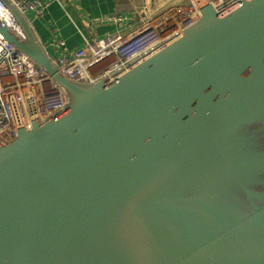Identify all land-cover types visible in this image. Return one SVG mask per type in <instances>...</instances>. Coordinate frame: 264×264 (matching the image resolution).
Wrapping results in <instances>:
<instances>
[{
    "label": "water",
    "instance_id": "95a60500",
    "mask_svg": "<svg viewBox=\"0 0 264 264\" xmlns=\"http://www.w3.org/2000/svg\"><path fill=\"white\" fill-rule=\"evenodd\" d=\"M3 2L67 102L0 146V264H264V0L203 6L109 82L65 77Z\"/></svg>",
    "mask_w": 264,
    "mask_h": 264
},
{
    "label": "built area",
    "instance_id": "2783aa9c",
    "mask_svg": "<svg viewBox=\"0 0 264 264\" xmlns=\"http://www.w3.org/2000/svg\"><path fill=\"white\" fill-rule=\"evenodd\" d=\"M8 1L27 18L29 13L41 15L52 0ZM240 1L186 0L182 4L166 6L140 22L129 23L124 31L101 38H84L78 49L49 58L70 80L109 82L176 45L182 31L198 19L203 6L210 5L216 12L224 13ZM123 19L121 15L114 18L118 22ZM0 22L24 38L3 0H0ZM66 102L65 91L0 35V146L13 140L20 129H29L33 122L44 123L56 116Z\"/></svg>",
    "mask_w": 264,
    "mask_h": 264
},
{
    "label": "crops",
    "instance_id": "0c3cea01",
    "mask_svg": "<svg viewBox=\"0 0 264 264\" xmlns=\"http://www.w3.org/2000/svg\"><path fill=\"white\" fill-rule=\"evenodd\" d=\"M186 0H57L50 1L42 14L27 15L41 46L51 58L71 52L84 38H101L124 31L131 22L155 15L166 6ZM124 16L120 22L115 16ZM67 54V53H66Z\"/></svg>",
    "mask_w": 264,
    "mask_h": 264
}]
</instances>
